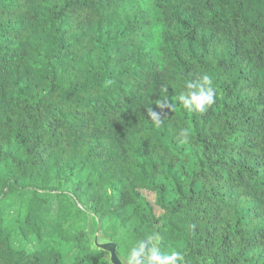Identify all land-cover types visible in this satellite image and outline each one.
I'll list each match as a JSON object with an SVG mask.
<instances>
[{"label": "trees", "instance_id": "1", "mask_svg": "<svg viewBox=\"0 0 264 264\" xmlns=\"http://www.w3.org/2000/svg\"><path fill=\"white\" fill-rule=\"evenodd\" d=\"M205 71L216 103L184 110ZM77 203L124 259L156 234L184 264H264V0H0V264H110Z\"/></svg>", "mask_w": 264, "mask_h": 264}, {"label": "clouds", "instance_id": "2", "mask_svg": "<svg viewBox=\"0 0 264 264\" xmlns=\"http://www.w3.org/2000/svg\"><path fill=\"white\" fill-rule=\"evenodd\" d=\"M109 84L112 82L109 81ZM163 87V95L158 99L156 105L161 108L172 109V102L168 99L167 89ZM217 88L214 78L208 72L199 73L194 79H189L183 84V91L177 97L179 104L186 111L206 114L216 103ZM148 117L156 128L162 126L163 120L158 112L147 108ZM192 131L183 128L179 133L181 144H188ZM124 264H184V254L180 251H161L156 234L147 236L145 239L136 241L125 257Z\"/></svg>", "mask_w": 264, "mask_h": 264}, {"label": "water", "instance_id": "3", "mask_svg": "<svg viewBox=\"0 0 264 264\" xmlns=\"http://www.w3.org/2000/svg\"><path fill=\"white\" fill-rule=\"evenodd\" d=\"M77 205L89 214V236L94 245L105 252L110 264H124L125 259L117 251V243L102 234L98 216L80 203H77Z\"/></svg>", "mask_w": 264, "mask_h": 264}, {"label": "rangeland", "instance_id": "4", "mask_svg": "<svg viewBox=\"0 0 264 264\" xmlns=\"http://www.w3.org/2000/svg\"><path fill=\"white\" fill-rule=\"evenodd\" d=\"M145 198L154 206V211L158 215L161 210L155 205L154 199L155 196L151 192H143ZM23 203V200L18 198L17 196L10 197L6 200V208H7V214L8 217H14L18 212L19 209L21 208V205ZM14 246H17L19 244V240H14L13 241ZM37 243L34 240H31V245L29 249H34L37 247Z\"/></svg>", "mask_w": 264, "mask_h": 264}]
</instances>
